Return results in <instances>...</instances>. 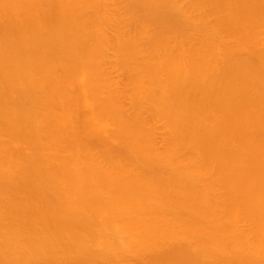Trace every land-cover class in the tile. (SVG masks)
Returning a JSON list of instances; mask_svg holds the SVG:
<instances>
[{
	"label": "bare ground",
	"instance_id": "bare-ground-1",
	"mask_svg": "<svg viewBox=\"0 0 264 264\" xmlns=\"http://www.w3.org/2000/svg\"><path fill=\"white\" fill-rule=\"evenodd\" d=\"M0 264H264V0H0Z\"/></svg>",
	"mask_w": 264,
	"mask_h": 264
}]
</instances>
